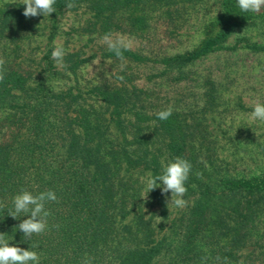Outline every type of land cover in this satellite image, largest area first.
Returning a JSON list of instances; mask_svg holds the SVG:
<instances>
[{"label": "trees", "instance_id": "trees-1", "mask_svg": "<svg viewBox=\"0 0 264 264\" xmlns=\"http://www.w3.org/2000/svg\"><path fill=\"white\" fill-rule=\"evenodd\" d=\"M69 2L26 18L22 0H0V233L10 246L36 251L39 264H264V173H241L220 151L206 113L223 84L211 71L195 76L192 69L240 41L264 53V7L253 13L237 0H71L69 9ZM198 6L214 10L200 40L179 49L170 40L179 41L178 28ZM67 11L86 17L58 31L55 20ZM46 19L53 23L44 33ZM249 25L262 26L261 41L236 37L229 45ZM61 32L66 55L58 64L52 42ZM108 33L138 45L121 61L103 42ZM84 36L78 49L67 47ZM41 37L47 43L36 54ZM97 57L116 63L115 71L81 79ZM169 106L172 115L158 119ZM176 157L192 164L182 209L170 206L162 186L146 195L147 180ZM21 189L57 196L45 205L48 229L30 239L18 228L28 217L8 215Z\"/></svg>", "mask_w": 264, "mask_h": 264}, {"label": "rangeland", "instance_id": "rangeland-1", "mask_svg": "<svg viewBox=\"0 0 264 264\" xmlns=\"http://www.w3.org/2000/svg\"><path fill=\"white\" fill-rule=\"evenodd\" d=\"M214 7L209 8L198 6L191 10L187 16L188 21L178 28V42L170 40L171 44L179 49H189L194 46L201 37L202 27L205 21L209 19ZM86 14L80 12L67 11L59 15L55 20L58 31H68L69 27H76L82 23ZM53 20H45L44 33H47ZM229 40V45L235 43L236 37H247L250 41H261L263 37L262 26L249 25L237 32ZM132 41V47L138 45V42L127 35L117 34ZM67 37L62 32L55 37L52 42L54 48L64 46ZM176 41V40H175ZM86 37H76L67 44L69 49H78L84 45ZM47 40L45 37L37 39L36 54H39ZM244 41L238 43V49L235 51H225L219 54H213L199 61L192 67L194 75H201L204 72L211 71L216 78L223 84L222 92L216 101L214 111L206 113L209 129L215 133L220 151L226 159L235 162V169L241 173H264V122L251 118L256 103L264 104V53H254L244 46ZM35 43L33 45H36ZM66 45V44H65ZM39 47V48H38ZM87 51V55L91 53ZM171 51L176 49L171 48ZM116 63L93 58L88 61L81 69V79L95 80L101 77H107L116 69ZM140 84L143 80L139 81ZM174 91V89H171ZM179 90V89H176ZM175 93H168L173 96ZM192 102H197L194 99ZM234 153V154H232ZM236 159V160H235ZM171 194V193H170ZM171 195L169 197V201ZM170 206L176 208L171 202ZM264 243V240H263ZM251 250V247L244 249L243 252ZM264 251V250H263ZM257 250L253 256H256ZM264 255V252L263 254ZM155 264H164L157 261Z\"/></svg>", "mask_w": 264, "mask_h": 264}, {"label": "clouds", "instance_id": "clouds-1", "mask_svg": "<svg viewBox=\"0 0 264 264\" xmlns=\"http://www.w3.org/2000/svg\"><path fill=\"white\" fill-rule=\"evenodd\" d=\"M57 0H22V4L26 5L23 15L26 18L36 17L38 15L49 16L56 12L54 5ZM237 4L243 12L258 13L264 7V0H237ZM71 9L75 4L71 2L66 4ZM103 42L107 45L110 52L114 53L121 61L124 60V52L131 50L132 41L121 36H113L112 33L105 34ZM52 58L62 64L66 55L63 46H57L51 53ZM6 61L0 57V82L5 79ZM123 68V65H122ZM123 80L122 76L117 77ZM173 113V108L169 106L165 110L159 111L156 115L160 120H167ZM251 118L264 122V104L256 103L251 113ZM192 164L184 158L176 157L173 161L164 165L159 175L150 177L147 180L146 195L149 191L161 187L162 194L171 192V202L177 208H184L187 201L184 199L187 193L186 181ZM57 201L56 193L53 190L41 191L33 193L27 189H21L20 193L13 199L14 210L8 215L17 218L21 213L25 214L26 219L19 223L18 228L24 234L25 238L30 239L34 234L40 235L48 229V217L50 212L45 205L48 202ZM59 227V225H55ZM36 247L35 245L32 246ZM217 260L220 258L217 257ZM39 254L34 250H25L18 246H10L5 234L0 233V264H39Z\"/></svg>", "mask_w": 264, "mask_h": 264}]
</instances>
